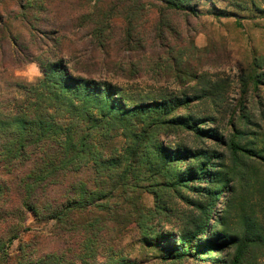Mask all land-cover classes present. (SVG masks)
<instances>
[{
	"label": "trees",
	"instance_id": "1",
	"mask_svg": "<svg viewBox=\"0 0 264 264\" xmlns=\"http://www.w3.org/2000/svg\"><path fill=\"white\" fill-rule=\"evenodd\" d=\"M7 1L17 3L22 21L31 30L53 39L55 46L62 44L61 35L54 38L48 36L49 28H37L42 20L33 10L49 14L47 3L51 0ZM157 1L163 5L162 14L200 13L193 3L196 0ZM253 6L264 13L256 2ZM93 8L86 17L95 25L93 31L103 44L115 14L112 8ZM125 10L118 14L125 13L127 37L136 41L131 37L139 23L135 15L140 10L139 0L133 1L131 8L124 6ZM215 10L218 15L229 13L222 8ZM161 23L173 30L165 18ZM56 25L60 27L61 23ZM10 34V39L17 41ZM172 54L167 57L171 64L166 65L176 67L182 63V56L179 52ZM46 60L40 58L43 76L28 86L26 98L0 103V222L7 214H14L22 226V215L30 213L35 220L52 221L49 234L62 237L66 246L39 254L37 242L42 231L24 224L23 231L33 232L37 239L20 242L16 254H10L8 249L19 237L21 227L14 222L10 232L0 236V264L14 259L17 264H138L135 257L117 254L124 251L119 240L127 236L124 231L130 227L136 228L140 248L164 254L167 239L159 233L153 235L156 222L152 219L167 210L166 195L174 193L190 200L187 189L200 196L192 204L200 214L189 216L188 224L193 229L180 235L181 248L174 251L175 257L193 254L211 264H240L249 246H264V222L256 213H247L244 205L241 232L221 228L222 219L215 221L219 227L210 226L233 176L227 164L219 161L221 152L205 144L206 138L218 135L207 126L213 118L200 117L194 111L200 97L185 92L128 94L111 82L77 74L62 56ZM135 66L131 64L133 70ZM133 70L128 74H134ZM258 77V73L251 75L256 86L261 81ZM187 135L194 138L190 144ZM172 136L176 142H166ZM118 137L122 143L117 142ZM231 150L236 162V154L243 147L234 142ZM248 151L259 156L264 165L262 152ZM89 167L94 174L77 176ZM56 188L64 190L56 195ZM141 189L155 195L154 208L143 204ZM258 191L264 195V181H260ZM233 204L227 201L225 208L230 211ZM213 234L229 238V243L224 238L215 239ZM221 242L224 247L230 244L236 248L232 259L227 248L221 258L213 254V247Z\"/></svg>",
	"mask_w": 264,
	"mask_h": 264
},
{
	"label": "rangeland",
	"instance_id": "2",
	"mask_svg": "<svg viewBox=\"0 0 264 264\" xmlns=\"http://www.w3.org/2000/svg\"><path fill=\"white\" fill-rule=\"evenodd\" d=\"M51 1L47 3L49 14L36 9L33 12L42 20L37 28H49L48 36L54 38L62 36L60 46H55L53 39L28 27L21 19L17 3L0 0V103L26 98L28 86L43 76L40 58L46 60L54 55L62 56L77 74L111 82L128 94L158 96L185 92L200 97L194 111L200 117L213 118L207 126L220 136L206 138L205 144L221 152L223 158L219 161L227 164L233 176L228 190L219 199L216 216L210 221V226L219 227L215 221L222 219L221 228L241 232L243 205L247 213H256L264 222V195L258 191L260 181H264V165L259 156H253L248 151L251 148L264 154V13L253 6L256 2L264 9V0H196L193 3L200 10L198 15L172 11L162 14L163 5L159 1L139 0L140 10L135 14L139 16V23L131 37L136 41L127 37L129 24L125 13L118 12H126L122 8H131L133 1L138 0ZM94 5L102 9L112 8L115 14L102 38L103 44L93 31L95 25L86 17L93 13ZM216 8L229 13L218 15ZM163 18L173 30L163 26ZM59 22L60 27L56 25ZM52 23L54 25L50 26ZM55 26L58 32L54 31ZM10 31L17 41L10 39ZM173 52H179L183 60L176 67L166 65L171 64L167 57ZM132 63L136 64L134 70ZM132 70L135 73L128 74ZM254 73L260 74L258 78L261 81L256 83L257 86L255 78H251ZM187 136L190 144L194 138ZM116 140L122 143L123 139L118 137ZM165 140L173 144L177 139L172 136ZM234 142L243 147L241 153L236 154V162L232 160L231 146ZM245 147L247 149L244 150ZM88 173L94 174L91 167L77 176L86 177ZM63 190L56 188L53 194L59 195ZM185 192L190 200L174 193L166 195L167 210L152 219L156 222L153 235L159 233V236H164L162 239L168 240L167 252L160 254L158 250L140 248L136 228L130 227L124 231L127 236L119 240L124 251L117 254L122 252L135 257L138 264H211L210 260L198 259L193 254L182 259L173 254L181 248L180 235L193 229L188 224L189 216L200 214L192 205L200 196L189 189ZM139 193L145 206L155 207L153 193L143 189ZM227 201L234 203L230 211L225 208ZM24 214L22 226L14 214H7L0 222V236L7 230L10 232L14 222L21 226L19 237L8 249L10 254H16L20 242L37 239L33 232L23 231L24 224L42 231L37 242L39 254L66 246L62 237L49 234L54 224L52 221H38L32 214ZM212 237L224 238L218 234ZM224 239L229 243V238ZM222 244L213 247L216 257L225 255L227 247ZM227 246L232 259L236 248L230 244ZM245 254L240 264H264V246H249ZM9 264L17 262L14 259Z\"/></svg>",
	"mask_w": 264,
	"mask_h": 264
}]
</instances>
